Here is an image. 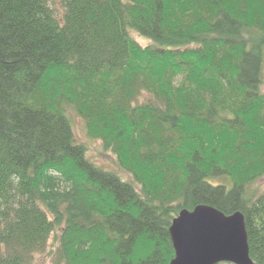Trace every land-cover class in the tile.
<instances>
[{
	"label": "trees",
	"instance_id": "16d2710c",
	"mask_svg": "<svg viewBox=\"0 0 264 264\" xmlns=\"http://www.w3.org/2000/svg\"><path fill=\"white\" fill-rule=\"evenodd\" d=\"M263 66L264 0H0V264H170L201 204L264 264Z\"/></svg>",
	"mask_w": 264,
	"mask_h": 264
},
{
	"label": "water",
	"instance_id": "95a60500",
	"mask_svg": "<svg viewBox=\"0 0 264 264\" xmlns=\"http://www.w3.org/2000/svg\"><path fill=\"white\" fill-rule=\"evenodd\" d=\"M170 234L175 249L170 264H255L241 212L226 215L201 204L193 211L181 212Z\"/></svg>",
	"mask_w": 264,
	"mask_h": 264
},
{
	"label": "rangeland",
	"instance_id": "374dc122",
	"mask_svg": "<svg viewBox=\"0 0 264 264\" xmlns=\"http://www.w3.org/2000/svg\"><path fill=\"white\" fill-rule=\"evenodd\" d=\"M135 37L140 41L141 44L147 45L150 43L149 40L142 38L135 34ZM264 76V66H263ZM262 90L264 92V77ZM66 115L69 118L72 128L74 130L75 139L77 143H82L87 147V157L102 169L116 174L121 180L128 182L140 191V186L135 182L132 174L119 167L116 156L106 150L100 140H93L87 136L86 126L84 121L78 116V114L71 108H67ZM250 192L247 198H250L253 193L259 192L264 193V176L256 181L250 188ZM54 248V238H51L49 242L48 250L43 254H38L35 264H53L52 250ZM230 264V263H222Z\"/></svg>",
	"mask_w": 264,
	"mask_h": 264
}]
</instances>
